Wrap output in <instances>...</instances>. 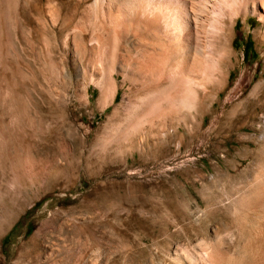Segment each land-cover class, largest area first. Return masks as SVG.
Instances as JSON below:
<instances>
[{"label": "rangeland", "instance_id": "obj_1", "mask_svg": "<svg viewBox=\"0 0 264 264\" xmlns=\"http://www.w3.org/2000/svg\"><path fill=\"white\" fill-rule=\"evenodd\" d=\"M208 2L0 0V264H175L213 229L241 255L236 209L256 196L236 187L264 178V25L236 16L219 45ZM154 9L166 51L135 65L134 23ZM164 80L194 99L154 124L124 116Z\"/></svg>", "mask_w": 264, "mask_h": 264}, {"label": "bare ground", "instance_id": "obj_2", "mask_svg": "<svg viewBox=\"0 0 264 264\" xmlns=\"http://www.w3.org/2000/svg\"><path fill=\"white\" fill-rule=\"evenodd\" d=\"M210 3L212 13L213 15H216V18L213 20L210 18V21H216L217 23L213 30L216 33L215 36L219 45L222 42L227 41L230 37V24L233 23L236 16L252 14L257 16L258 20L263 22L264 25V0H209L208 4ZM206 6L208 7L209 5ZM149 13L150 15L146 18L147 29L144 28L142 30L140 22L137 20V22L134 23L135 41H133L132 53L134 54L133 58L135 65L140 63L142 57H151L153 55L148 49L152 48L158 51L156 54L160 56L166 51L167 45L160 35L161 27L166 26V18L157 13L155 9L151 10V12L149 11ZM208 13L209 12L206 11V14ZM202 14L203 13L200 15L194 14V21L199 23V21L202 20ZM178 15H176V17ZM164 16L166 17V15ZM175 21L179 22L177 19H175ZM210 21L207 24V29H212ZM256 39L260 46L262 45V47H264V31H258L256 33ZM224 51V53H227V49ZM197 52H199V50H197ZM209 53L211 54V51ZM262 55L264 58V53ZM222 60L223 61L220 64L221 66L218 65V67H221V70H219L221 79L224 74L222 70L228 66L227 61H225L224 58ZM208 61L209 66H206L205 69V71H207L205 79L207 82L209 81V83H214V79L216 78L213 72H216V69L214 68L216 64H213L211 60ZM135 79L137 80L136 77ZM211 80L213 81L211 82ZM190 82L184 83L182 80L177 82L176 80L174 82H167L169 84H167L165 80L161 83H149L148 81L149 84H147L145 82L147 84L146 90H148V92L146 91L147 93L144 95L145 99L141 102L142 105H131L128 108L129 104H127L125 106L124 116H135V121L143 116H151V124L155 121L154 119L159 116H168L167 111L172 105H174V101L179 100L180 103L184 104V99H194L197 92H195L193 89L194 87ZM199 84L197 83V85ZM263 86V83H259L257 89H263ZM211 87L215 90L217 84H213ZM184 93L187 94V98L184 96ZM109 97L110 91L103 90L99 95V102L104 104ZM116 113L117 112L115 111L113 115L115 116ZM137 124L138 122L133 124L131 128L134 129ZM190 135L193 140L199 139L198 134L193 133ZM203 186L204 184L202 183V187ZM236 189L243 190L244 195L254 192L256 196V200L253 204L237 207L236 209V215L234 218L238 225V229L241 232H246L245 234L248 236L247 244L242 250L240 249L241 251H238L241 255L237 258H229L227 250L220 247L221 245H214L212 241L217 238V231L216 229H213L212 237H209L210 239L201 236L195 240V242L193 241L194 243L191 244L192 252L184 250L186 249L185 247L180 248V250L177 249L174 254L175 264H264V178L253 180L236 187ZM202 220L203 216H195L194 222H200ZM183 228L184 227L181 229Z\"/></svg>", "mask_w": 264, "mask_h": 264}]
</instances>
